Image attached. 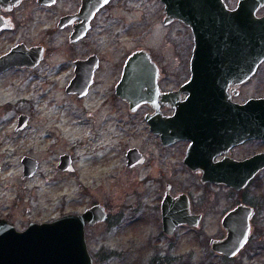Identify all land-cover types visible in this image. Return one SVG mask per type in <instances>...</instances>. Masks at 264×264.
Instances as JSON below:
<instances>
[{
    "label": "flooded vegetation",
    "instance_id": "1",
    "mask_svg": "<svg viewBox=\"0 0 264 264\" xmlns=\"http://www.w3.org/2000/svg\"><path fill=\"white\" fill-rule=\"evenodd\" d=\"M137 1L0 0V39L5 38L7 41V47L0 51V57L13 50V59L21 62L17 64L11 61L8 67L2 69L0 82L2 77L12 71L29 73L42 65V68L46 69L39 74L43 81L58 83L64 95L81 100L99 84V76L107 72L108 68L112 79L110 78L107 84L101 81L105 83L102 85L105 90L103 93L106 94L103 101L114 104L118 110L120 108V112H117L119 121L115 123V127L133 125L134 131H140L145 136L148 142L145 145L151 144L146 151L138 145L124 148L123 161L130 169L140 167L152 169L155 183H159L158 178L165 179L162 194L158 196L156 193L160 221L163 199L179 201L184 195L192 211L190 197L184 192H173L174 165L187 175L195 176L202 185L226 188L236 195L237 201L242 200L244 192L252 189L253 183L260 179L264 168L258 170L244 188L234 190L224 184L202 182V171L196 165L207 162L220 168L218 164L223 161L238 163L264 153V138H246L239 141L237 136L236 142L226 146L230 142L229 133L239 131L237 122L234 128L233 122L222 118L229 114L231 103L242 104L251 98L264 97L262 94L242 98L239 94L241 89L250 86L254 81L264 85V70H261L264 62L258 64L252 73L247 64L246 66L237 64L236 70L231 72L228 70L232 65L227 62L226 56L204 50L200 59L197 58L201 63H194L192 26L179 20H166L164 4L161 0H156L160 1L163 7L162 14L157 15L159 24L164 28L173 24L178 25L190 43L186 54L181 55L182 65H161L153 53L140 43L125 47L124 39L131 32L132 41H140L142 35L148 34L152 26L150 22L142 23L140 19L131 22L125 16L111 14L114 10L125 11L123 13L128 14L130 12L126 11V6L137 4ZM223 2L227 11L235 10L239 3L238 0ZM194 3H198L196 6L203 4L196 1ZM26 4L30 5L27 14L24 11ZM190 10L193 11L192 15H195L197 27H200V18L201 15L205 16V10L196 8ZM35 12L37 15H34ZM254 14L256 17H263L264 4L259 6ZM35 22L37 30L32 28ZM120 24L125 25L122 28ZM127 24L133 25L131 32ZM29 26L31 32L27 33L24 29ZM245 27L243 25V28ZM128 42L130 45L131 42ZM105 53L115 56L117 61L105 64L103 59ZM236 53L240 54L241 50L236 49ZM55 54L59 59L57 62H54ZM133 54L137 56L135 62L127 68L126 64ZM193 69L198 72L193 74ZM123 76L126 78L123 82L126 87L136 84L143 86L142 93L145 97L127 96L125 99L118 96L116 88ZM193 76L201 79L204 86H219L222 89L215 96H199L198 94L202 92L201 85L192 84L185 87ZM86 83L88 85L85 90ZM77 87L80 88V93L85 91V94L79 95L75 90ZM190 95L195 102L189 104L186 101ZM197 102L217 104L201 105ZM1 105L3 107L0 106V230L10 232L12 229L20 233L31 224L50 223L65 214L82 213V211L62 213L61 207L52 211V214L50 211L46 213L39 209L45 207L42 204L36 208L34 203L40 197V193L46 191L44 186L50 182L45 171L47 158L55 157L57 153L55 169L58 185L54 193L58 194L62 173H74L75 161L72 156L60 153L54 123L48 128L40 122L41 119L32 117V111L27 108L23 111L14 109L8 100L1 101ZM202 107L205 109L204 112L200 111ZM122 119H129L130 122H120ZM177 129H182L181 138L174 136ZM221 140L227 144H223ZM224 145L226 147H223ZM64 155H68L70 160L65 168L62 166ZM159 165L162 169H158ZM25 200L27 203H23ZM240 204L251 206L244 202H238L235 206ZM87 226L93 225H86L85 228Z\"/></svg>",
    "mask_w": 264,
    "mask_h": 264
},
{
    "label": "rangeland",
    "instance_id": "2",
    "mask_svg": "<svg viewBox=\"0 0 264 264\" xmlns=\"http://www.w3.org/2000/svg\"><path fill=\"white\" fill-rule=\"evenodd\" d=\"M29 7L28 4L24 7L26 14ZM125 9L130 13L114 10L111 14L125 16L131 22L136 19L142 23L149 21L152 25L140 41H132L133 25L127 24L131 34L124 39L125 47L140 43L153 53L159 64L182 65L181 55L186 54L190 43L178 25L164 28L159 24L157 15L162 14L163 9L160 1L138 0L137 4H128ZM120 25L123 28L125 24ZM32 28L37 30V22ZM24 31L31 32L30 26ZM6 47V39L1 38L0 51ZM103 59L105 64L117 61L108 53L103 54ZM58 60L55 54L54 62ZM262 65L261 70H264V63ZM45 70L40 65L29 73L12 71L2 77L0 106L3 107L1 101L8 100L14 109L32 111V117L41 119L48 128L54 123L60 153L72 156L75 161L74 173H62L58 194L54 193L58 185L57 153L55 157L47 158L45 171L50 182L34 203L36 208L42 204L45 207H39L40 211L52 214L58 207L62 213L83 212L93 204L106 207L108 220L85 228L93 264H264V173L253 183L252 189L244 192L242 200L237 201L236 195L228 189L202 185L195 176L187 175L174 165L173 192L187 194L192 212L202 217L196 227L181 225L173 235H165L161 230L159 202L156 201V193L162 194L165 179L158 178L159 183H155L152 169H130L123 161L124 148L138 145L146 151L151 144L145 145L148 143L145 136L134 131L133 125L115 127L120 108L103 101L106 94L102 85L109 82L111 71L107 68L91 93L78 100L64 95L58 83L43 81L39 74ZM239 94L242 98L262 95L264 85L254 81ZM56 96L62 106L54 110L51 100ZM123 121L130 122L129 119L120 122ZM158 169H162L160 165ZM238 202L253 206L255 214L247 244L229 259L212 252L209 241L225 236L220 219Z\"/></svg>",
    "mask_w": 264,
    "mask_h": 264
},
{
    "label": "water",
    "instance_id": "3",
    "mask_svg": "<svg viewBox=\"0 0 264 264\" xmlns=\"http://www.w3.org/2000/svg\"><path fill=\"white\" fill-rule=\"evenodd\" d=\"M161 1L164 4L166 20H179L192 26L194 33L192 61L194 63H201L197 58L204 50L211 51L215 55L226 56L227 62L232 65L228 70L231 72L236 70L237 64H247L250 73H252L257 65L264 61V16L256 17L254 14L256 9L264 4V0H238V6L233 11L226 10L223 0ZM194 1L203 2V4L196 6L198 3H194ZM193 8L205 10V16L201 15L200 18V27H197L195 15H192L193 11L190 10ZM243 25L246 27L243 28ZM236 49L237 51L241 50V53L237 54ZM12 54L13 50L0 57V71L8 67L11 61L16 62ZM135 57L137 56L134 54L130 57L126 64L127 68L135 62ZM16 63L21 64L19 61ZM126 67L125 72H127ZM192 72L196 74L198 70L193 69ZM125 79L123 76L116 88L118 96L125 99L128 98L127 96L145 97L142 93L143 86L136 84L126 87L123 85ZM192 84L201 85L202 92L198 95L202 97L215 96L222 89L219 86H204L201 84V79H197L195 76L185 84V87ZM87 85L88 83L85 84V90ZM75 90L79 92V95L85 94V91L80 93L78 87ZM194 102L193 96L190 95L186 103ZM197 103L201 105L217 104L213 102ZM200 111L204 112L205 109L202 107ZM222 118L233 122L234 128L237 122L239 131L238 133H229L230 142L228 145L224 143V140H221L226 146L236 142L237 136L239 141L246 138H264V97L251 98L242 104L231 103L229 114ZM246 124H248V128ZM181 134L182 129H177L174 136L181 138ZM225 145L223 147H226ZM69 162V156L64 155L62 157L63 168ZM218 165L220 168L207 162L196 165L202 171L201 181H211L216 184H224L234 190H240L246 186L258 170L264 168V153L257 154L253 159L243 162L225 163L223 161ZM184 197L186 196L183 195L179 201L163 199L161 226L165 235H173L181 225L196 227L201 221V214L190 211L188 199L187 197L184 199ZM254 214L253 207L242 204L227 211L220 219V227L225 231V236L222 239H210V250L227 258L236 256L249 240L251 220ZM106 218V211L97 204L77 215L66 214L50 223L31 224L20 233L12 229L10 232L0 230V235H2L0 238V264H93L85 240V226L103 222Z\"/></svg>",
    "mask_w": 264,
    "mask_h": 264
},
{
    "label": "bare ground",
    "instance_id": "4",
    "mask_svg": "<svg viewBox=\"0 0 264 264\" xmlns=\"http://www.w3.org/2000/svg\"><path fill=\"white\" fill-rule=\"evenodd\" d=\"M51 106L52 109L56 110L59 106L61 107L62 105L60 104L59 98L56 96L54 99L51 101Z\"/></svg>",
    "mask_w": 264,
    "mask_h": 264
}]
</instances>
